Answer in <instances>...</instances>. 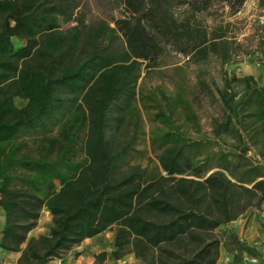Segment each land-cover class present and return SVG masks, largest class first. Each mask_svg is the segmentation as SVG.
<instances>
[{"label":"trees","instance_id":"trees-1","mask_svg":"<svg viewBox=\"0 0 264 264\" xmlns=\"http://www.w3.org/2000/svg\"><path fill=\"white\" fill-rule=\"evenodd\" d=\"M74 1L0 0V249L19 252L16 264H48L111 228V260L216 264L221 245L256 256L234 233L217 230L249 208L264 212V87L224 73L222 87L207 90L221 117L210 120L211 138L200 137L190 103L160 87L136 90L137 60L157 55L142 19L129 22L143 0H101L123 13L110 17L114 28L60 31ZM119 37L121 52L111 48ZM229 46L224 34L205 32L181 51L192 63L211 55L223 65ZM12 97L28 103L17 109ZM136 130L156 163L145 186L122 157ZM43 211L51 216L47 232L29 237Z\"/></svg>","mask_w":264,"mask_h":264},{"label":"rangeland","instance_id":"rangeland-1","mask_svg":"<svg viewBox=\"0 0 264 264\" xmlns=\"http://www.w3.org/2000/svg\"><path fill=\"white\" fill-rule=\"evenodd\" d=\"M143 2L142 6L135 9L133 17L130 16L129 22L134 24L136 18L142 19L147 34L156 42L157 55L149 61L137 60L141 65L137 67L139 75L136 90L138 85L143 84L146 93L157 92V88L160 87L172 97L180 96L190 103L197 115L199 136L211 138L210 120L212 117L220 118L222 109L216 95L214 94L215 99H212L207 95V90L222 87L224 73L242 78L250 76L251 72L257 85L264 87V28H258L250 22L251 16L264 11V0H242L241 3L231 0L232 6L222 0H169L167 3L162 0H143ZM70 4L74 7L71 18L67 22L61 18L58 20L60 31L81 24L94 28H104L107 25L114 28V24L109 21L110 17H123L120 9L111 10V7L101 0H75ZM166 10L169 11L168 14ZM173 21L175 24H172ZM179 31L186 32L187 35L179 37ZM205 32L222 33L230 40L232 57L229 63L222 65L217 57L210 55L205 62L196 64L188 60L189 57L181 51L188 41L195 42ZM13 42L15 46L18 45L16 40ZM111 48L118 52L123 51L125 49L123 38H117ZM148 62L153 67L146 69ZM199 81L206 84V89L200 87ZM12 103L17 109H22L28 100L12 97ZM149 126L145 118L143 123L145 131ZM133 136L131 147L122 152V157L127 161V165L136 166L137 172L143 174L142 186H145L156 176L154 174L156 163L148 149L142 145L138 130ZM118 139L121 141L119 136ZM219 149L226 150V147L219 144ZM247 156L254 161H260L250 152ZM137 206L134 204L133 208ZM256 211L262 213L256 208H249L235 220L240 217L248 218ZM47 220V216L42 212L38 221L40 232L47 229ZM226 225L220 227L217 232L228 231ZM112 235L113 230L107 228L99 233L93 242L99 244L103 250H111ZM124 258L112 264H125L122 262Z\"/></svg>","mask_w":264,"mask_h":264},{"label":"crops","instance_id":"crops-1","mask_svg":"<svg viewBox=\"0 0 264 264\" xmlns=\"http://www.w3.org/2000/svg\"><path fill=\"white\" fill-rule=\"evenodd\" d=\"M252 75L253 74L250 72V76ZM43 213L48 218V228L50 225L51 216L47 211H43ZM4 219V213L0 209V237L1 230L4 225ZM262 223H264V212L260 213L259 211H256L248 218L240 217L225 226L228 231L234 233L237 236L240 242L256 252L255 257L259 259L258 264H264V230H262L261 227ZM38 227L39 224L28 234V236L36 238L39 235H43L47 232V229H45L44 232H40ZM95 237H97V235ZM95 237L83 240L79 246H76L70 251L66 252L62 258L54 259L48 264H112L120 261H111L108 257V254L111 250H103L99 244H95V242H93ZM23 247L24 245H22V248ZM102 252L106 253L107 256L102 262L98 263L96 257ZM245 256L248 255L243 251L237 252L235 250L221 247L216 264H241L242 259ZM19 257V252L14 253L0 249V264H16ZM236 257L239 258V261H234ZM122 262L125 264H142L140 261L136 260L132 254L127 255L122 260Z\"/></svg>","mask_w":264,"mask_h":264},{"label":"built area","instance_id":"built-area-1","mask_svg":"<svg viewBox=\"0 0 264 264\" xmlns=\"http://www.w3.org/2000/svg\"><path fill=\"white\" fill-rule=\"evenodd\" d=\"M250 22L252 25L258 28H264V11H262L258 15L251 16ZM258 263H259V259L255 256H245L241 262V264H258Z\"/></svg>","mask_w":264,"mask_h":264}]
</instances>
